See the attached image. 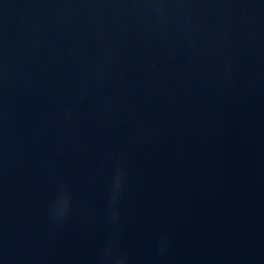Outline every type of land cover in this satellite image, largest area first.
<instances>
[{
  "label": "water",
  "instance_id": "95a60500",
  "mask_svg": "<svg viewBox=\"0 0 264 264\" xmlns=\"http://www.w3.org/2000/svg\"><path fill=\"white\" fill-rule=\"evenodd\" d=\"M121 261L264 264V0H0V264Z\"/></svg>",
  "mask_w": 264,
  "mask_h": 264
},
{
  "label": "clouds",
  "instance_id": "9594fccd",
  "mask_svg": "<svg viewBox=\"0 0 264 264\" xmlns=\"http://www.w3.org/2000/svg\"><path fill=\"white\" fill-rule=\"evenodd\" d=\"M57 207L59 211H63V205H61L60 202H58ZM120 264H123V261H121Z\"/></svg>",
  "mask_w": 264,
  "mask_h": 264
}]
</instances>
